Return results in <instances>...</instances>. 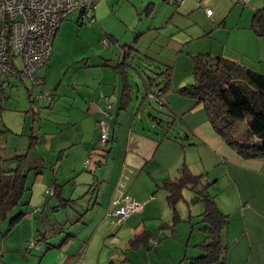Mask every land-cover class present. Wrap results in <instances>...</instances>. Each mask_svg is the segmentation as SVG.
Returning a JSON list of instances; mask_svg holds the SVG:
<instances>
[{"label": "crops", "instance_id": "1", "mask_svg": "<svg viewBox=\"0 0 264 264\" xmlns=\"http://www.w3.org/2000/svg\"><path fill=\"white\" fill-rule=\"evenodd\" d=\"M143 1L144 3L142 4H148L147 8L151 10H153L152 5L157 7L156 0ZM232 2L233 0H185L181 7L184 10L180 15L189 23L192 22V19L195 17V12L199 9H202L204 6L207 9H211L212 15H208L210 18L209 25L202 31L201 35L208 36L214 41L216 39V37L214 38L215 33L222 32L220 28L227 29L228 33L226 31L225 44H223L224 49L210 46V53L208 54L222 56L231 61L256 69L253 64L257 61L260 63L262 56H264V46L262 51L260 48L258 55L255 53V55L251 56V59H253L252 64H248L243 60L246 54L239 48L231 47L230 49L233 50L232 54L227 53V46L231 38L241 32L238 31L240 30V24L229 25V14L226 12L225 7H223L225 4H227L226 6L231 5ZM250 2L252 1L248 0L244 6ZM255 2L258 3L257 0ZM167 3L173 4L171 0L164 1L160 3V8H164ZM102 9L104 10V6ZM94 17H98V15L94 14ZM194 23H198V20L194 21ZM152 27L158 29V34H167L170 41L173 42L172 34L161 30L164 28L161 23L153 21L150 30H152ZM176 27L177 30H183L186 26L182 23L176 24ZM246 27L243 26L242 29L246 30ZM197 28L199 30V27ZM106 35L114 37L109 32ZM136 36L135 41L131 44L132 48H130L129 53H126L123 62L121 61L122 63L116 61L112 63H96L93 65L89 61L86 62L83 70L87 79L85 81L80 80V83L71 82L72 85L75 84V86H72L74 92L72 91L71 94L74 100L71 104L58 103V98L53 93L49 104L44 103V108L48 109L46 110L47 112H42L39 108L36 111L30 106L31 109H29V112L26 113L24 118V130L20 134L18 133L21 136H28V146L23 148V152L20 154L29 152L31 141L33 138L36 139V145L29 153L33 168L28 172L29 190L25 193L24 198L26 200L25 203L23 202L28 208L26 207V211L24 210V216L27 217L26 212L32 206L31 204L35 194L34 185H36L35 189H37L39 198H37L35 205H37L36 207H40L41 211L34 212L32 214L33 216H31L35 228L40 223H43L44 228L48 225L52 228L54 227L53 233L48 230V238H55L57 241H51V244H48V252L58 250L57 252H60L59 254L61 255L63 254L62 252L65 255L69 254L71 249L70 245L75 244L80 239L78 232L74 230L78 226L75 224L80 223V226H83L84 229V227H87L86 223L90 212L99 211L100 213H104V210L108 206V209H110V202L113 195L116 197L115 185L120 175L122 173L125 175L129 171L131 178H129L125 191L132 199L144 206L142 212L135 214L137 219H133L134 216H131L132 218L130 217L131 219L129 218L130 220H127L128 222L125 223V228L129 229V231L132 230L135 237L144 232H148L151 235V239L142 244L150 246L153 245L151 241L157 245L158 240L156 238L161 240V236L166 231L169 233L170 229L168 227L172 228V231L176 233L179 226H186L184 224L189 226L190 224L193 229L187 245L190 246V241L195 234L196 225H198V228L203 233L201 240L198 239V243L194 244L198 252L189 254L187 248L184 258L180 259L183 262L189 259L191 264H193L198 257L205 255V252L199 245L203 244L206 239V234L203 230L205 227L203 214L207 210V205L203 200H195L198 195L196 192L186 189L195 195L192 202L202 203L203 208L201 207L196 214L190 212L188 216L183 217L177 205L179 218L175 219L174 211L168 204L172 210L173 217L171 220L165 219L162 225L164 228L162 235H154L152 230H147V227H149L147 223H141L146 219L159 220L162 217V215L158 216L159 213L162 211L166 212V208L160 211V206L164 207V203L158 201L157 196L159 194L157 190H163L160 186L166 179L178 180L180 176L179 169L183 164L192 167V164L188 160V151L187 149L184 150L186 159L183 160V151H181L176 143H173L168 138L153 135L152 130L147 131L152 126H150L151 124H146L144 118H140L144 115V113L140 112L143 108L138 107L137 109V102L132 101L131 90L126 88V84H131L129 80L130 70L140 62L137 59H140L141 62L155 61L163 64L167 68L170 67L173 74L175 67H177L178 59L180 58L178 54L180 53L182 57L184 48L181 46L178 48L176 46V53L173 56L176 58L166 62V60L150 53L153 46L152 42H148L146 45L142 44V38H139L141 34L136 33ZM194 38H197V36L193 35L190 38L188 37L182 43L189 44ZM243 38H247L249 44H253V40L254 43L256 41L255 36L247 31H244ZM257 39L263 40L259 36ZM254 50L253 45L252 51ZM191 57L193 59L192 55ZM261 67L256 70L264 74ZM190 73L179 84L173 82V75H171V91L168 90L169 92L164 93L162 96V104L170 107L171 114L175 118L174 121H176L175 123H179L178 120H180V123L185 126V129L193 133L196 142L202 144L196 147L199 155H202L201 160L203 161L204 171L207 172V177H203V183H212L210 188H208V194L214 198V205L217 210L229 217V224L221 235V241L227 248L224 264H264V217H262L264 215V189H257L255 191L260 196L262 195L263 198L255 204H250V202L244 204L245 193L241 189L244 187L245 181L248 180H251L248 181V184L264 182V159H243L216 134L203 109V105L198 104L194 99L179 95L177 92L179 88L193 82H190ZM45 76L43 74L40 77L37 72V82L33 85L44 84L46 82ZM18 81L23 83L24 78H20ZM187 82L188 84H186ZM126 91L129 94L127 96L125 94ZM111 94L114 97H110ZM25 96L30 97L29 93H26ZM107 101L111 103V108H107ZM60 105L62 106L59 107ZM29 113L33 117V127L31 130L29 129V132H26V125L31 121ZM2 117L3 115L1 116V120ZM104 117L109 123L110 141L103 151L101 150L102 147L99 148L100 133L98 130V121ZM151 119H153L152 116ZM5 128L8 131L4 134V138L9 133L15 134V131L8 128V126H5ZM0 145L2 146L1 141ZM20 154L16 152V155ZM91 154H94L92 161L97 165V169L93 170L90 163L87 167L90 168V175L79 174V170L84 171L87 169L84 168L83 163ZM67 166H70V168ZM45 170H47L48 175L44 173ZM32 171L34 172V177L31 182ZM54 183L58 184L59 196H53V198L57 197L60 201H56L52 197L48 200L45 199L46 190L50 187L54 189ZM221 186L222 188H220ZM212 190H215L216 194H213ZM257 193L255 194L257 195ZM165 196L167 200V192H165ZM184 200L188 202L185 194ZM232 200L235 201V205L232 204ZM70 206L74 211V215L73 217L69 215L66 217V220H57L55 216L53 218L54 220H51L47 213L43 215L47 208L54 213V211H60V209L67 211ZM39 214H42V216H38ZM71 221L73 222V224H70L72 225L71 228H66L67 224ZM55 223H59L60 228L58 230H56ZM38 229H41V227L39 226ZM58 235L59 237H57ZM61 236L62 240L59 243L58 241H60ZM133 239H130V243ZM161 245H157L156 249L158 253L161 249L164 250V247ZM82 248H85V253H87L88 247L83 245ZM172 262L174 264L180 263H176L175 260H172Z\"/></svg>", "mask_w": 264, "mask_h": 264}, {"label": "rangeland", "instance_id": "2", "mask_svg": "<svg viewBox=\"0 0 264 264\" xmlns=\"http://www.w3.org/2000/svg\"><path fill=\"white\" fill-rule=\"evenodd\" d=\"M156 1L157 7L152 5L153 10H151L147 8L148 4H142L144 3L142 0H100L96 5V13L94 12L98 17L84 21L80 18V12L74 11L70 13L60 25L53 42L52 57L46 65L38 70L40 77L43 76V74L46 75V82L44 84L40 83L39 85H33L31 80L27 77H24V82L20 83L17 78L0 76V85H3L5 88L4 99L1 102V106L4 110L2 120H0V130L8 126V128L15 131V134L9 133L5 138L3 137L4 135L2 136L3 138L1 137L2 139L0 138L6 155L14 157L16 152L20 154L23 152V148L28 146V136H21L19 134L24 130V118L26 113L29 112V109H31L30 106L36 111L41 109L42 112H47L46 110H48L44 107L46 103L49 104L51 99H46V103L39 102L38 100L34 103L32 101L33 99H36L38 95L44 94L51 96L55 93L56 98H58V103L71 104L74 100L71 94L74 90L72 86H75V84L72 85V83H80V80L85 81V79H87L83 70L86 62L89 61L93 65L104 62H123L126 53H129L130 48H132V42L135 41L137 37L136 33L141 34L139 38H142V44L146 45L148 42H152L153 46L150 50L152 55L158 56L166 60V62L176 58L173 57L176 53V46H178V48L179 46L184 48L182 57L180 53L178 54L180 58L178 59L177 67H175L173 74L171 71L173 82H176V84H179L184 77L187 78L189 72H191L190 82L193 81V62L191 55L196 56L200 53L208 54L210 53V46L224 49L223 44H225L224 40L227 29L220 28L222 32L215 33L214 38L216 37V39H214V41L208 36L201 35L202 31L208 27L210 22V18L206 14V6L196 11L192 22L188 23L180 15L184 10L181 9L184 3L178 6L171 0L173 4L167 3L164 8H160V3L165 0ZM239 1L233 0L231 5L226 6L227 4H225L223 6L229 14V25L240 24V30L238 31H241L240 34L234 35L231 38L228 45L229 47L227 46V53L232 54L233 50L230 49L231 47L239 48L246 54L243 60L248 64H252L253 59H251V56L255 55V53L258 55L260 48L262 51L264 46V38L263 40L257 39L258 35L251 28L254 12L263 6V0H257L258 3H256L255 0H251L252 2L246 6ZM103 6L104 10L102 9ZM100 14L102 15L100 16ZM196 20H198V23H194ZM153 21L163 25L164 28L161 30L172 34L173 42L170 41L167 34H158V29H155V27H152V30H150ZM182 23L186 27L183 30H177L176 24ZM243 26H247L246 30L242 29ZM197 27H199V30ZM244 31L255 36V43L253 40V44H249L247 38H243L244 40L242 39ZM107 32L113 34L114 37L106 35ZM193 35L197 36V38H194L191 43H182ZM105 39H108L109 46L104 43ZM253 45L254 51H252ZM137 60L140 61L139 68L137 70H130L129 80L132 85V101L137 102V109L138 107L143 108L140 112L144 113V115L140 118H144L146 124H151L150 126H152L151 129H147V131L152 130L153 135L155 134L163 138H168L173 141V143H176L181 151H183V160L186 159L184 150L187 149L188 160L192 164V167L188 166L189 169L195 175L207 177V172L204 171L203 161L201 160L202 155H199L196 147L202 144L196 142L193 133L187 131L185 126L180 123V120H178L179 123L177 122L173 125L172 121H174L175 118L172 117L173 115L171 114L172 111L170 107L162 104L161 101H156L148 95L150 91L159 93V90L164 86L166 75L163 73L166 66L155 61L141 62L140 59ZM17 62L19 67L22 68L23 62L21 60ZM240 65L243 64L240 63ZM253 65L256 69L262 66L261 68L264 71V56H262L260 63L257 61ZM243 66L259 72L249 66ZM259 73L264 75L261 72ZM186 84H188V82ZM26 93H29L30 97L25 96ZM111 96L114 97L112 94L110 97ZM37 103L40 104L37 105ZM61 106L62 105L59 107ZM29 114L31 121L26 125V132H29V129L31 130L33 127V117L31 113ZM150 114L154 115L156 118H154V120L151 119ZM100 147L101 145H99V148ZM90 165H92L93 170L97 169V165L94 161H92ZM67 167L70 168V166ZM65 170L67 171L66 167ZM44 173L48 175L47 170H45ZM78 173L90 175V168L84 171L79 170ZM33 177L34 172L32 171L31 182L33 181ZM129 178H131V173H129V171H127L125 175L123 173L120 175L115 185L116 197L120 195V190L127 193L125 188H127ZM248 181H245L244 187L241 188L245 193L244 204L249 202L250 204H255L259 202L260 199H263L262 195L260 196L255 191H257V189H264V182L248 184ZM35 188L36 185H34L35 194L31 204L32 206H30L29 211L26 212L27 217L23 216L15 226L9 228L11 219L18 213L26 211L27 206L24 205L26 199L23 197L21 204L13 210L10 218L0 225V264H109L110 262H115V264H174L172 260H175L176 263L180 262L179 264H181L183 260L181 261L180 259L184 258L187 248L189 254L198 252L194 244L198 243V239L201 240L203 233L200 228H198L199 226L196 225L195 234L190 241V246H187L191 235L190 233L193 230L190 224L189 226L187 224H184L186 226H179L176 233L172 231V228L168 227V229H170L169 233L166 231L163 236H161V240L156 238L158 240L157 245H161L162 243L161 246L164 247V250L161 249L159 253L156 249L157 245L153 241H151L153 245L150 246L140 243L139 246L133 247L130 243V239H135L136 237L132 230L129 231V229L125 228V223L133 216V219H137V217L133 214L123 225H115L112 223L111 217H108L109 206L104 210V213H100L99 211L90 212L87 218V227H84V229L83 226H80V223L75 224L78 226L74 230L78 232L80 239H78L79 241H76L75 244L70 245L71 249L69 254L65 255V253L62 252L63 254L61 255L59 254L60 252H57L58 250L48 252V244H51V241H57L55 238H48V230L53 233L55 228H52L50 225L44 228L43 223L39 224L41 229H38L39 226L35 228L31 216H33L32 214L37 208H40L35 205L37 198H39V194ZM220 188H222V186ZM157 192L159 194L157 196L158 201L164 203V207L160 206V211L166 208V212L162 211L159 213L158 216L162 215L159 220L146 219L141 222L147 223V226H149L147 230H152L156 236L162 235L164 232L162 225L165 219L171 220L173 217L164 190L158 189ZM215 192V190H212L213 194H216ZM254 192L257 193V195ZM184 194L189 203L184 199L178 203L179 211L183 217L188 216L190 212L196 214L201 207L203 208L202 203L198 204L192 202L195 195L191 191L185 190ZM49 198L51 197L47 196L45 199L48 200ZM52 199L60 201L57 197H52ZM232 204L235 205V201L232 200ZM46 213L50 216L51 220H54V216L57 220H66V217L69 215L71 217L74 215L71 206L67 211L60 209V211H54V213L47 208L43 215ZM38 216L41 217L42 214ZM40 217L38 218L40 219ZM262 217H264V215ZM55 224L56 230H58V228H60L59 223ZM70 224H73V222H69L66 228H71L72 225ZM42 233H46L47 238H42ZM57 237H59V235ZM61 240L62 236L58 242L61 243ZM31 243H34L35 246H30ZM81 244L82 247L83 245L88 247L87 253H85V248H82ZM3 245L5 246L4 248ZM183 264H191V261L187 259Z\"/></svg>", "mask_w": 264, "mask_h": 264}, {"label": "trees", "instance_id": "3", "mask_svg": "<svg viewBox=\"0 0 264 264\" xmlns=\"http://www.w3.org/2000/svg\"><path fill=\"white\" fill-rule=\"evenodd\" d=\"M251 28L259 37L264 38V0L263 6L254 12ZM192 62L193 82L179 88V95L202 104L216 134L243 159H264V75L222 56L199 54L193 56ZM139 65L132 69L137 70ZM163 74L166 78L164 86L159 90L161 102L164 93L171 88V68L166 67ZM126 88L132 90V85L126 84ZM4 92L0 85V120L4 110L1 106ZM150 93L158 95L152 91L148 95ZM125 94L129 95L128 91ZM32 101L36 102L35 99ZM7 131L6 128L0 130V136ZM35 145L36 139L33 138L29 152L14 157L6 155L0 145V225L10 218L29 190L28 172L33 168L29 153ZM179 174L178 180L166 179L160 186L167 192V202L174 211L175 219L179 218L177 205L184 199L186 189L196 192L198 195L195 200H203L207 205L203 214L206 239L199 245L205 255L198 257L193 264H224L227 248L221 241V235L229 224V217L217 210L214 198L208 194L212 183L204 184L203 176L195 175L185 164L180 167ZM53 187V196L58 197V184L54 183ZM37 209L35 212L41 211V208ZM23 216L24 212L13 217L9 228L15 226ZM42 238H47V234L42 233ZM150 239L151 235L144 232L133 239L131 245L137 247Z\"/></svg>", "mask_w": 264, "mask_h": 264}, {"label": "built area", "instance_id": "4", "mask_svg": "<svg viewBox=\"0 0 264 264\" xmlns=\"http://www.w3.org/2000/svg\"><path fill=\"white\" fill-rule=\"evenodd\" d=\"M100 0H0V76L6 78L27 77L32 84L36 82V74L50 59L55 36L63 20L74 11L80 12L84 21L93 19L96 5ZM246 4L248 0H241ZM176 5L184 0H175ZM207 15L212 11L207 9ZM104 43L109 46L108 39ZM18 60L23 62L20 68ZM156 101H161V94H149ZM51 99L48 95H38L39 102ZM107 108L111 103L107 101ZM108 116V115H106ZM101 150H105L110 141L109 123L106 118L98 121ZM94 154L88 156L83 166L87 168ZM120 195L110 202L108 217L115 225H123L133 214L143 211V204L135 201L120 190ZM54 195L49 188L45 192ZM39 210V209H37ZM30 246H35L31 243Z\"/></svg>", "mask_w": 264, "mask_h": 264}]
</instances>
